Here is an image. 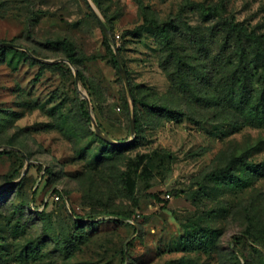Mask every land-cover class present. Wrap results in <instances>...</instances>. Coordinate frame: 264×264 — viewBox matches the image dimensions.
<instances>
[{
  "label": "rangeland",
  "instance_id": "1",
  "mask_svg": "<svg viewBox=\"0 0 264 264\" xmlns=\"http://www.w3.org/2000/svg\"><path fill=\"white\" fill-rule=\"evenodd\" d=\"M224 20L264 47V0H0V49L31 58L0 56L5 264H264V175L238 166L244 185L235 189L210 178L234 159L264 164V125L243 121L229 100L241 65L221 55L223 36L214 28ZM170 23L177 51L207 74L195 80V95L164 68L170 51L155 26ZM62 41L75 63L49 45ZM251 51L241 67L255 70V98L261 69ZM42 65L53 66L39 76ZM154 107L184 117L169 120ZM93 119L121 145L99 142ZM54 190L68 196L65 203L61 194L52 200ZM197 228L216 232L215 246L187 250L182 238ZM32 244L40 253L27 257Z\"/></svg>",
  "mask_w": 264,
  "mask_h": 264
},
{
  "label": "trees",
  "instance_id": "2",
  "mask_svg": "<svg viewBox=\"0 0 264 264\" xmlns=\"http://www.w3.org/2000/svg\"><path fill=\"white\" fill-rule=\"evenodd\" d=\"M198 8L204 12L207 11L205 7L202 5H197ZM173 28H175L174 23L166 24V25H156L155 29L157 34L159 35L160 42L162 46L170 51L169 59H171L170 63L166 61V63L172 64V69H168L165 67L166 70H169V78L170 80L176 84L179 89H181L183 92L190 93L195 95V80H207V74L204 73V71L196 66H193L191 63L187 61L185 58V55L179 53L177 51V47L175 46V37L173 35ZM220 30L222 33V53L221 55H229L232 58H234V55L238 57L239 63L242 66L248 57L249 48L252 50L253 55V65L257 69H261L258 74V84L261 87L260 94L257 95V97H253L250 89V81L253 79V77H256L255 70L244 68L242 69L241 66H239L236 74H234V85L231 87V92L229 93V100L234 105V110L240 114L243 121L247 122L250 125L254 126H262L264 125V47L262 46L261 41L256 38L254 35L250 34L245 27H241L234 22H231L229 20H224L221 22L218 27L214 28V31ZM196 42L198 43L200 49L205 48V41L203 39H200V37H197ZM251 44V45H250ZM49 45L56 49H61L66 54H68V58L74 61V51L71 49L70 45L65 42H51ZM235 46V51L228 54V50L231 46ZM9 52V53H15L16 56L22 57L25 56L26 58H29L27 54H25L22 51H18L16 49L12 48H1L0 49V56L1 54ZM115 66L119 69V65L117 62V59L115 56H113ZM31 59V58H29ZM33 61V60H32ZM53 66V65H52ZM51 65H42V68L40 69L39 76H42L44 71L49 67H52ZM197 79H193L192 77H195ZM153 110H155L159 115L162 117L179 121L184 117V114L167 108V107H154ZM80 113L81 116L89 123H91V117L86 109V103H82L80 107ZM100 127H102L101 123ZM139 132V129H138ZM96 139L101 142L105 146H110L109 143L104 141L103 139H100L96 136ZM115 145H112V147ZM115 148V147H114ZM5 154H12V153H5ZM238 166H242L245 168V170L252 172L253 174H257L259 176L264 175V164L262 165H249L247 163H244V161L240 159H234L232 160L224 169H221L219 171H216L210 175V178L217 182H224L227 186H232V188H237L240 185H244V182L235 174L236 168ZM50 176H52V173L49 171L47 172ZM21 175L19 173L16 174V179H20ZM21 184H17L16 187L19 189L21 187ZM15 187V188H16ZM54 196L52 197V200H55V197L61 194L62 201L65 203L66 198L68 197L64 193H60L58 190H54L53 192ZM57 203V201L55 202ZM35 204V203H34ZM45 205V204H44ZM29 208L34 209L33 205H30L28 203ZM49 204H46V207H48ZM35 210V209H34ZM37 211V210H35ZM38 216L44 217V212H35ZM22 216V213L20 214ZM215 238H216V232L209 231L208 229H193L192 233H189L186 237L182 238L183 245L187 250L195 251V250H204L207 251L211 249L213 246H215ZM66 246L64 247L63 252H66L69 254L70 249L73 246V242L66 243ZM40 248L37 245H30L26 247V256L27 257H35L39 255ZM0 264H5V257L0 251Z\"/></svg>",
  "mask_w": 264,
  "mask_h": 264
},
{
  "label": "water",
  "instance_id": "3",
  "mask_svg": "<svg viewBox=\"0 0 264 264\" xmlns=\"http://www.w3.org/2000/svg\"><path fill=\"white\" fill-rule=\"evenodd\" d=\"M99 23L101 25L102 30L105 33H107V27H106V25L104 24V22L100 18H99ZM5 46L11 47V45H5ZM116 59H117L118 65H119L120 73H121L122 77H125V69H124L123 61L121 59V55H120V52L118 50H116ZM93 124L96 127V129H97L98 136L101 137L104 141H106L107 143H109L111 145H115V146L121 145V143H119L117 141H114L113 139H111L110 137H108L104 133H102L100 131V129H99V126H98L97 122L94 119H93ZM135 133H136V130H135V126L133 125L132 134L135 135Z\"/></svg>",
  "mask_w": 264,
  "mask_h": 264
},
{
  "label": "built area",
  "instance_id": "4",
  "mask_svg": "<svg viewBox=\"0 0 264 264\" xmlns=\"http://www.w3.org/2000/svg\"><path fill=\"white\" fill-rule=\"evenodd\" d=\"M168 197H169V196H168ZM59 200H60V196L57 195V196L55 197V201H59Z\"/></svg>",
  "mask_w": 264,
  "mask_h": 264
}]
</instances>
